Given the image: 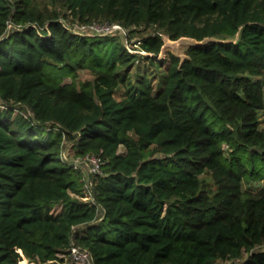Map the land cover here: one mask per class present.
I'll return each mask as SVG.
<instances>
[{"label":"trees","instance_id":"1","mask_svg":"<svg viewBox=\"0 0 264 264\" xmlns=\"http://www.w3.org/2000/svg\"><path fill=\"white\" fill-rule=\"evenodd\" d=\"M61 3L0 0V264H65L74 241L93 264H264V191L244 189L264 182V0ZM70 16L153 29L147 55ZM239 33L159 59L164 36Z\"/></svg>","mask_w":264,"mask_h":264},{"label":"rangeland","instance_id":"2","mask_svg":"<svg viewBox=\"0 0 264 264\" xmlns=\"http://www.w3.org/2000/svg\"><path fill=\"white\" fill-rule=\"evenodd\" d=\"M38 3L40 5H42L43 7H47L50 10H61L63 9V5L61 3V0H37ZM62 22L66 23V25L68 27H70V29L76 30V31H80L79 25H81L82 23L78 20H76L73 16L66 18H62L61 19ZM101 23V22H98ZM137 29V30H136ZM133 30H136V32L132 33ZM153 29H147L145 30L144 28H133V29H128L127 33L123 36H118L121 40L124 41V44L128 45L131 49H133L134 51H136L137 53L141 54V55H147L146 52H144L143 50H141L138 46V43L140 41V39H142V36L153 32ZM184 52H187L186 49H184ZM145 65H147L145 63ZM94 79V75L92 72H90L89 70H82L79 73V80L82 81H86V80H93ZM257 79V78H256ZM66 82H70L71 78H66L65 79ZM124 92L123 88H119L118 92L116 94L117 98H120V96L122 95V93ZM258 118H259V122H260V128L264 129V109L261 110L258 114ZM69 145V144H68ZM126 149L124 146H120L119 152L120 153H125ZM73 151L68 149L65 152V157L67 159H70V161H73L75 159L74 155L72 154ZM205 180H206V187H208L211 190H214L216 188V184L213 181L212 177L208 174L205 176ZM244 189L247 192L253 193V194H259L260 192L264 191V182H254L252 184H248V183H244ZM60 209V207H56L54 209V212H57ZM103 215V212H101V216ZM20 264H31L29 259L24 258ZM65 264H76L71 258H67Z\"/></svg>","mask_w":264,"mask_h":264},{"label":"built area","instance_id":"3","mask_svg":"<svg viewBox=\"0 0 264 264\" xmlns=\"http://www.w3.org/2000/svg\"><path fill=\"white\" fill-rule=\"evenodd\" d=\"M12 27L13 26L10 24L9 28ZM79 28L80 31H74L87 35L123 36L128 31V28H126L121 23L111 22L82 23L81 25H79ZM128 48L132 52L137 53L129 46ZM73 165L78 169H82L85 173L84 182L86 191L85 196H83L82 199L84 201H95L93 184L90 177L92 174H99L102 172L101 160L97 156L88 155L82 159L74 161ZM69 258H71L76 264H93L91 252L88 249H85L78 245L75 241L72 243Z\"/></svg>","mask_w":264,"mask_h":264},{"label":"water","instance_id":"4","mask_svg":"<svg viewBox=\"0 0 264 264\" xmlns=\"http://www.w3.org/2000/svg\"><path fill=\"white\" fill-rule=\"evenodd\" d=\"M240 39V33L236 36V38L230 39H220L217 37H208L204 40H198L192 37H181L180 39L173 40L169 36H164V45L162 47L161 53L159 55L160 60H165L167 54L169 52L173 53L177 57L182 60V63L188 58L186 51L191 47H197L209 44L211 42H219V43H230V42H238Z\"/></svg>","mask_w":264,"mask_h":264}]
</instances>
